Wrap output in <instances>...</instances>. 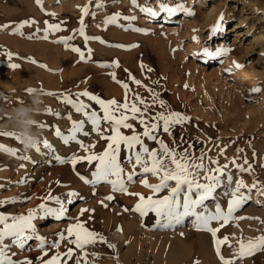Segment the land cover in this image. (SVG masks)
Listing matches in <instances>:
<instances>
[{"label": "rangeland", "instance_id": "rangeland-1", "mask_svg": "<svg viewBox=\"0 0 264 264\" xmlns=\"http://www.w3.org/2000/svg\"><path fill=\"white\" fill-rule=\"evenodd\" d=\"M179 1L135 0L133 6L132 0H41L40 6H37L35 0H0V133L13 134V136L0 135V145L7 149L0 150V202H4L0 204V215L9 217L6 223L11 224L13 222L11 217H27L31 212L33 218L30 223L34 229V233L25 232V235H32L33 238L29 239L22 249L12 245L11 237L5 238V244L8 246L6 251L13 261L30 260L32 264H41V260H47L57 252L63 254L68 248H73L70 259L61 256V264L65 259L67 264H76L77 260L80 264H200L202 260L203 264H221L211 234L205 232L207 236L202 238L196 234L198 230L192 226L188 227L189 220L193 217H186L182 224L175 227L161 228L157 226L158 217L154 212H149L142 218L139 213L131 211L141 195L153 196V199H157L168 194V190L165 189L153 195L147 187H144L139 181L142 178L139 166L135 169L134 182L126 184L129 194L113 193L111 186L106 182L92 186L80 179V176L89 180L92 178L91 173L95 170L96 161L92 164L86 160L81 161L74 169L71 163H60L56 159L59 157L60 160L67 161L74 155H86L77 143L65 144L56 136L59 144L55 148L51 146L49 150L42 144L43 140L48 141L46 131L55 133V130L59 129L62 134L67 135L73 122L84 119L81 113H76L71 106L60 102V94H71L69 96L71 99H75V95L83 91L92 94L90 89L85 88L90 81L89 74L101 71L100 79L103 78V74L115 73L118 67L110 65L116 62L121 71H124V75L123 79L113 80L112 83L117 81L126 83L127 80L129 101L136 95L143 98L150 105L147 116L158 112L165 114L178 112L187 117L185 123L172 126L171 135L164 133L162 128L158 129L156 133L158 139L177 152L186 150L192 158L203 155L206 168L227 164L226 175L230 174L233 182L246 180L245 182L264 183V167H262L264 165V54H258L259 48L264 46V16L257 19L256 14L241 10V3L236 4L238 9H233V0L226 2L206 0L205 6L202 7L205 10V7L210 8L214 5L219 11L225 10L228 13L225 26L227 31L223 37L226 47L237 51L238 64L245 68L263 71V81L258 83L259 91H253V88L245 90L237 82L235 89L242 97L234 102L230 96H227V92L218 86L221 85L218 80L231 83L230 69L220 68L221 74L211 75L218 68L216 60L221 58V54L216 51L220 34H215L209 39L208 28L201 27L200 23L196 24L191 16L183 11L177 10L172 23L163 27H158L161 22L148 21L150 15L141 11V8L147 6L152 11H159L160 14L163 12L160 8L161 4L176 7L179 6ZM262 1L256 2L264 4ZM98 4L103 7H97ZM85 5L89 7L90 14L83 18L84 33L88 37L97 38L90 39L87 47L83 37L77 33L81 26L80 9ZM196 7L193 6L194 9ZM261 7L263 10L264 6ZM116 14H119V18L115 24H104L105 19ZM125 17L135 19L126 20ZM25 21H34V23L25 24L17 32V25ZM239 21H244L253 29L251 28L248 35H239L233 39V33L228 31L233 28V23ZM53 23H61V31L46 33V24ZM149 23L152 26H149ZM153 28L161 29L153 31ZM45 35L47 39H44ZM68 36L74 37L69 41L71 46L78 47L85 53L87 49H91L90 60L81 61L76 53L58 42ZM43 44L58 48L57 59L52 57L53 59L49 60L50 56L47 52L38 48ZM205 46H208L211 52L215 51L217 55L212 61L202 63L198 48ZM8 53H11V59ZM70 56L73 57L72 60ZM12 64L17 67L12 68L10 66ZM86 68L89 71L84 70ZM75 71H80L81 74H73ZM129 76L139 81L140 86L133 83ZM83 81L86 85L81 88ZM65 83L67 86L64 85ZM111 86L112 84L105 81H100L98 84V87ZM114 87H118L119 91H115L111 98L123 102L124 89L120 83ZM220 88L222 91L219 90ZM29 89L32 91L29 92ZM150 92H155L158 96L155 104ZM80 99L90 107V101L86 97ZM160 101H163V108L160 106ZM49 109L52 114L48 113ZM90 109L93 110L92 107ZM57 113L59 116L55 115ZM23 114L28 115L23 116ZM12 122L20 125L15 126ZM128 123L133 125L137 133L143 131L136 121L129 120ZM102 128L105 132L110 130L107 125H102ZM85 131L90 132V135L85 137L77 133V139L85 145L95 144V148L89 149V154L103 152L106 141L99 135L91 133V125L88 123L85 124ZM26 132L40 137L39 151L36 149L27 151L22 147L21 137ZM123 134L132 135V130L125 129ZM143 139L145 141L147 138ZM149 145L150 150L159 149V145L154 140H149ZM45 149L50 153L48 157H53V162L49 164L48 169L39 174L35 170L40 164V159H32L31 155L35 151L45 152ZM135 150L139 151L138 145ZM221 150H223L222 155ZM129 155V150L124 149L122 145L118 159L124 169L125 179L127 174L133 172L132 164L128 163ZM245 159L251 165V173L241 172L231 163L235 160L236 165L247 168L248 164H244ZM212 160L217 161V164H211ZM143 176L149 184L159 183L151 174H143ZM220 180L221 185L217 189L219 191L229 185L224 176H221ZM169 183L175 186L174 182ZM43 184L45 185L42 186ZM229 186L234 188L235 184ZM35 188L41 189L40 193L43 192L35 198L36 202L33 201ZM241 191L248 195L245 188ZM69 193L77 195L70 198ZM133 193L137 195H132ZM108 195L113 196L111 201L104 199ZM213 196L214 193L205 204L211 202ZM56 199H59L66 209L60 222L70 220L69 224H62L50 232L39 235L37 233L39 226H48L51 221L57 219L55 215L46 213L40 206L44 205V208L56 210L60 207L55 202ZM250 204L247 199L233 214L235 227L238 229L233 231V227L225 225L217 232V238L229 237L228 243L221 245L220 249L221 255L225 258H233V253L238 247L237 239L246 242L264 235V228L258 220L245 227L240 222L247 218L252 221L250 218H254L250 212L244 210ZM82 208L88 211L79 215ZM76 217L89 231L97 233L98 237H103V241L97 239L95 243L77 249L74 245L68 244L67 239L61 240L60 234L67 236L65 229L76 222L74 219ZM129 217L134 221L131 224L128 221L130 228L127 230L125 222ZM240 217L244 219H239ZM33 219L36 220L35 224ZM213 225L212 222L210 227H219L216 223ZM3 227L4 225L0 224V229ZM250 229L254 231L252 235L248 232ZM35 236L45 241L44 251L47 255L41 251ZM53 243H59V248L51 247ZM229 244L231 247L228 246ZM172 249H175V252L172 253ZM259 260L264 263V250H257L243 259H238L235 264H257Z\"/></svg>", "mask_w": 264, "mask_h": 264}, {"label": "snow or ice", "instance_id": "snow-or-ice-1", "mask_svg": "<svg viewBox=\"0 0 264 264\" xmlns=\"http://www.w3.org/2000/svg\"><path fill=\"white\" fill-rule=\"evenodd\" d=\"M37 6H40L41 0H35ZM133 6H135V0H132ZM97 7H103V5L98 4ZM160 8L162 11H167L169 14L177 11V8H168L166 5L161 4ZM141 11L147 13L150 16H155L156 13L152 11L151 8L147 6L141 8ZM80 28L77 33L83 37L85 47L90 39H97L95 37H88L84 33V16L90 14L89 7L85 5L80 9ZM191 14V13H188ZM119 18V14L111 16L105 19L104 24H115L116 20ZM124 19H135L134 17H125ZM27 23H34V21H25L20 25H17L16 31L18 32L21 27H24ZM139 31V29H136ZM61 31V23L46 24L45 32H58ZM47 39V35L44 36ZM74 39L73 36H68L62 38L60 43H63L66 48H69L72 52L76 53L81 61L91 59V49H87V53L81 51L78 47H73L69 44V41ZM104 43V41H100ZM135 47V45H133ZM11 59V53L7 54ZM32 63H35L32 61ZM12 68H16L17 65H10ZM111 67H119L118 63L113 62ZM41 67H44L41 65ZM240 67V65H236ZM112 79L115 81V73L111 74ZM133 83L140 86V82L129 76ZM120 86L124 89V101L117 102L115 99L107 100L92 95L87 91L79 92L75 95V99L69 98V95L60 94V102L71 106L76 113H81L84 116L83 120L78 122H73L71 128L67 135L61 133L59 129L55 130V136L59 137L65 144L69 142H75L79 147L86 153L84 156H73L67 161L60 160L59 157L56 159L60 163H71L75 169V165L81 161L86 160L89 164L96 161L95 170L91 173V179H86L80 176V179L85 184H91L95 186L101 182H106L111 186L113 193L120 192L123 194H129L127 191L126 184L134 182L133 177L136 175L135 169L139 166L142 174L140 183L147 187L153 195L167 189L168 194L162 198L153 199V196L144 197L139 196L138 202L135 204L131 211L139 213L143 218L149 212H154L157 219V226L161 228H172L176 225L182 224L186 217H194L193 225L197 230H202L209 232L213 238V245L217 257L220 259L221 264H235L238 259H243L247 255L253 254L257 250H264V235L255 237L248 241L242 239H237L236 243L238 245L237 250L233 253V258H225L221 255V245L227 244L229 237L217 238V232L220 231L221 227L227 225L233 218L234 212H236L244 202L249 199L241 189L247 188L250 193L252 188L257 187V182L253 181L250 186H246L242 180H236L233 182L232 176L230 174L226 175V170L228 165L217 166L215 168H206L204 166V156L201 155L198 158H192L191 154L186 150L184 152H177L174 148L166 145L162 140L157 138V130L162 128L164 133L171 135V128L177 124H183L187 121V117L181 115L178 112H158L155 115L147 116L150 105L139 95L132 97L129 101V89L128 85L124 82H120ZM29 92L32 90L29 89ZM253 91H259V89H254ZM46 95H52V93H45ZM153 100V104L158 100V96L155 92H150ZM86 97L89 101L94 102L99 106L101 114L97 111L91 110L88 104H85L80 98ZM143 107H140V106ZM160 106L163 108V101H160ZM49 114L51 110H47ZM59 116V114H55ZM147 116V118H145ZM71 119V117H68ZM129 120L136 121L142 128L143 131L137 133L136 129ZM151 121V122H149ZM91 125V133H95L100 136L101 139L106 141V147L104 151L96 154L90 153L89 149L95 148V144L85 145L82 141L77 139V133L82 134L87 137L90 132L85 131V124ZM103 125L110 127V133H107L102 128ZM44 127V125H40ZM121 129H131L132 135H124L120 131ZM0 135L13 136L11 133H0ZM154 140L158 145L159 149H149L145 143L144 139ZM43 146L46 149L51 150V145L47 140L42 141ZM126 150H129L130 155L128 156V163L132 164L133 172L127 174L126 179L124 178V169L121 167L119 162V155L121 152V146ZM137 145L139 146V151H136ZM191 147V145L189 146ZM0 150L4 149L3 145H0ZM39 151V147L36 148ZM221 155L223 150H221ZM147 157V159H145ZM211 164H217V161H210ZM231 163L236 166L239 171H248L251 173V165L248 164L247 159H245L244 164H248L247 168L243 165H236L235 160ZM264 167V165H262ZM215 173V175L213 174ZM143 174H151V176L158 179L159 183L149 184L147 179L144 178ZM224 176L228 181L229 185L235 184L227 195L231 198L227 202L226 210L222 209L219 204H216L215 211L210 212L204 206L205 201L210 199L215 192V190L220 187L221 180L220 177ZM201 180L203 182H201ZM174 182V187L169 182ZM258 191H264V189H258ZM69 197H74L76 193H69ZM137 195V194H132ZM105 200L111 201L113 199L112 195L104 197ZM60 207L56 210L50 208H44L41 205V209L48 214L55 215L57 219L61 218L66 211L64 205L59 199L55 201ZM71 202V201H69ZM4 202H0L2 204ZM199 209V211H198ZM88 209H81L79 215H83ZM127 211V209H126ZM33 218V213H29L27 217H11L12 223L8 224L6 221L9 217L0 215V224L4 227L0 229V264H32L30 260L24 261H13L6 251L7 245L5 244V238L11 237L12 245L18 248H23L25 243L32 239V235H25L26 231L34 233L32 225L30 223ZM75 223L71 224L65 232L67 236L63 233L60 234V239H67L68 244L74 245L77 249H83L85 245L90 243H95L97 239L103 241V237H98L97 233L89 231L84 227V224L79 221L76 217ZM239 219H244L240 217ZM215 221L219 227H210V224ZM119 231V229H117ZM74 237V238H73ZM39 241L41 251H44L45 241L39 237H34ZM59 243H53L51 247L59 248ZM231 247V245H228ZM110 247H112L110 245ZM47 255V252L44 251ZM73 254V248H68V250L61 254L57 252L55 255L47 260H41V264H61V256L63 255L67 259H70ZM67 259L63 261V264H67ZM76 264H80L77 260Z\"/></svg>", "mask_w": 264, "mask_h": 264}, {"label": "bare ground", "instance_id": "bare-ground-1", "mask_svg": "<svg viewBox=\"0 0 264 264\" xmlns=\"http://www.w3.org/2000/svg\"><path fill=\"white\" fill-rule=\"evenodd\" d=\"M184 1V2H183ZM205 1L206 0H180L179 1V6H176V7H171V5H166L168 8H177V10L179 11H183V13H191L189 14L191 16V18L193 19V21H195L196 24L200 23V26L203 27V28H208L209 32H208V38H212L215 34H220V37H219V43H218V48L216 49L217 52H219V54H221V58H218L217 63H218V70L215 69V73L214 71L211 73V75H219V73L221 72L220 71V68H226L228 67L230 69V75H229V79L231 80V83L229 82H225V81H219L220 84H218V86H220L225 92H227V96H230L231 99H233L232 101L234 100H238L239 98H241L242 96H240V94L236 91L235 87H237L236 85L238 84L237 82L240 83V85H242L241 87L243 89H257L258 88V83H260L261 81H263V71L262 70H257L256 68H245L243 67L242 65L238 64L236 62V56H237V51H235V49H232L230 47H226V41L223 40V37H225L226 35V31H227V28L225 27L226 26V23H227V17H228V13L223 10L222 12L219 11L216 6H211L210 8L208 7H205V10L202 9V7L205 6ZM226 1H231V0H225L224 2ZM234 3H233V9L237 8L238 9V5H236L237 3H241V10L243 9L245 12H248L249 14H256V17L257 19H259L261 16H264V9L262 10V6H264L263 3L261 2H249V0H233ZM241 1V2H240ZM264 2V0L262 1ZM261 3V4H260ZM196 5L197 7L194 9L193 6ZM240 10V11H241ZM207 11V12H205ZM156 13V15L153 17V16H150V21L151 23L153 22H161L158 27H163V25L165 24H169V23H172V18L174 17V15H176V11L174 13H171L169 14L167 11H163L162 13L158 14L159 11H153ZM244 12V13H245ZM180 13V12H179ZM159 17V18H158ZM161 17V18H160ZM160 19V20H154V19ZM142 19V18H141ZM149 23V26H152V24ZM157 25V24H156ZM148 26V27H149ZM233 28L232 29H229L228 32H232L233 33V36L235 39L236 36H239V35H244V34H249L251 32V28L252 26H249L247 25L244 21H239V22H235L233 23ZM157 27V26H156ZM168 27V26H167ZM159 30L161 28H153V31H156V30ZM164 29V28H163ZM253 29V28H252ZM152 30V29H151ZM245 30V31H244ZM150 31V30H149ZM148 32V31H147ZM146 33V32H144ZM150 33V32H149ZM224 33V35L222 36V34ZM153 34V33H152ZM146 35V34H145ZM149 36V35H148ZM146 36V38L149 39V37ZM142 37V36H141ZM151 38V37H150ZM153 39V38H152ZM41 47H38L39 49H41V51L43 52H47V54L50 56V59L49 60H52L53 58L54 59H57V49L53 48V46H48L47 44H43V45H40ZM28 47V46H27ZM33 46H31L32 48ZM30 48V49H31ZM34 48V47H33ZM37 48V47H35ZM59 51V50H58ZM198 51L200 52L201 54V62L202 63H207L209 61H212V59L215 58V56L217 55L216 52L214 51L211 52L208 48V46H205V47H200L198 48ZM61 53V52H60ZM59 53V54H60ZM258 54H264V46H261L259 48V51H258ZM48 56V58H49ZM76 56V55H75ZM53 57V58H52ZM66 57V56H65ZM71 57V56H70ZM223 57V58H222ZM52 58V59H51ZM73 57H71V60H72ZM78 60V59H77ZM214 61V60H213ZM50 62V61H49ZM50 63H53V61H51ZM71 63V62H70ZM55 64V63H53ZM236 65H240V67H236ZM80 66V64H79ZM85 68V67H84ZM79 69V68H78ZM80 70V69H79ZM83 70V69H81ZM84 70H87L84 69ZM92 70V69H91ZM116 72H115V77H116V80H121L123 79V75H124V71H121L122 69L120 67L116 68L115 69ZM89 71V70H87ZM86 72V71H85ZM98 73H94L92 72V74L90 73V77L88 76L89 78V83L87 84L88 86L85 87V88H88L90 89L93 93V95H96L102 99H104L105 101L107 100H111L112 98V95L115 91H119L118 87H114L116 84H118V82H114L112 83L113 79L111 77V74H103V78H100L101 77V71H97ZM203 72V70H202ZM83 73V71H82ZM87 73V72H86ZM89 73V72H88ZM73 74H76V75H79L81 74L80 71H75ZM85 74V73H84ZM221 74V73H220ZM71 75V74H70ZM74 76V75H73ZM85 77V76H83ZM83 77H80V78H83ZM87 77V76H86ZM218 77V76H217ZM219 78V77H218ZM217 78V79H218ZM225 78V77H224ZM228 78V77H227ZM220 79V78H219ZM75 80V79H74ZM73 80V82H74ZM84 80V78H83ZM87 80V79H86ZM100 81H105L107 83H110L112 84L111 87H98V84L100 83ZM256 81H257V84H256ZM86 82H81V85L80 86H83L81 88H84V86L86 85L85 84ZM130 83V82H129ZM229 83V84H228ZM126 84H128V81L126 80ZM65 86L66 83L64 84ZM56 86V85H55ZM216 86H217V83H216ZM57 88V87H56ZM221 88L219 90H221ZM222 91V90H221ZM223 91V92H224ZM240 91V90H239ZM115 94V93H114ZM224 94V93H223ZM226 94V93H225ZM242 100V99H240ZM235 102V101H234ZM241 102V101H240ZM237 103V101H236ZM90 107H92L93 110L97 111L98 114H101L100 113V110H99V106L96 105L94 102L90 101ZM60 111V110H59ZM28 114H23V116H27ZM61 115V114H60ZM63 118V117H62ZM64 119V118H63ZM62 119V120H63ZM65 120V119H64ZM13 125L15 126H19L20 124L16 123V122H12ZM56 123V122H55ZM103 125V124H102ZM12 126V125H11ZM26 128H28V126H26ZM52 128V127H51ZM65 129V128H64ZM110 129V127H109ZM53 130V129H52ZM125 130V129H124ZM123 129H121L120 131L124 132ZM49 131V130H48ZM47 132V137H48V142L49 144L52 146V147H56L58 144H59V140L58 138L54 135V132L50 131V132ZM111 129L110 130H106V134L107 133H110ZM39 133V132H38ZM53 133V134H52ZM145 145L149 146L148 148H150V145H149V140L145 139ZM61 144V143H60ZM59 147V146H58ZM53 148V149H54ZM54 152V151H53ZM31 155V154H30ZM50 155V153H48V150L45 149V152H37L35 151V153H32L31 157L32 159H40V164H38V166L36 167V172H38L40 174V172H44L45 169L49 166V164L51 162H53L52 158L51 157H48ZM53 155V154H52ZM31 162V160L29 161V163ZM27 163V164H29ZM48 169V168H47ZM48 171V170H47ZM49 172V171H48ZM35 173V172H33ZM37 173V175H39ZM36 174V173H35ZM45 174V173H44ZM46 175H47V172H46ZM45 175V176H46ZM48 176V175H47ZM251 178V177H250ZM141 179V178H140ZM253 179V178H252ZM138 180V179H137ZM136 180V181H137ZM256 180V179H255ZM140 181V180H139ZM246 180H244L245 182ZM248 181V180H247ZM257 182V181H256ZM46 183V181H45ZM247 183V184H246ZM253 183V181H248V182H245L246 186H250L251 184ZM264 183H259L257 182V187L256 188H252L251 192H247L248 193V196H249V201L251 202V204L249 206H247L244 210L245 212H250L251 215H253V219L250 218L252 221H249V219H245V220H242L240 221L243 226H249V224L251 225V223H253L255 220L257 221L258 220V223H261L262 224V228H264V191H258V189H264ZM41 185V184H40ZM45 184H43L42 186H44ZM48 185V184H46ZM221 185V184H220ZM38 186V185H37ZM36 186V187H37ZM224 186V185H223ZM106 187V186H105ZM109 187V186H108ZM232 187V186H231ZM229 185L227 186H224L222 188L221 191L215 190L214 192V196H213V199L211 202L209 203H206L205 204V207L208 209V211L210 212H214L215 211V206L216 204H219L221 206L222 209L226 210V206H227V201L230 199V196L227 195V193L232 189ZM40 188L42 189V187L40 186ZM44 188V187H43ZM107 188V187H106ZM105 188V189H106ZM40 189V190H41ZM40 190L38 188H35L33 191H34V199L33 201L36 202L35 198H37V196L39 194H42L40 193ZM246 191H248L247 188H245ZM146 192H147V188H146ZM38 202V200H37ZM42 211V210H41ZM73 211V210H72ZM39 215H41L39 213ZM38 215V216H39ZM234 216V215H233ZM34 219H37V218H34ZM33 219V221H34ZM62 218H59V219H56L54 221H51L49 223V225L47 226H39L37 228V233L39 235H42L44 232L46 233L47 231H51V230H54L58 227H60V225L62 224H69V221H65L63 223L60 222ZM129 220L126 219V222H125V228L127 230H129V226L131 224L132 221H134V219H130V217L128 218ZM32 220V219H31ZM193 220H194V217L191 218L189 220V223H188V227H194L193 225ZM234 218L227 224V226H231L233 227V231H235L236 229H238L237 227H235V223L234 222ZM130 221V224L129 222ZM263 221V222H262ZM36 220L34 221L33 224H35ZM214 225H215V221H213ZM217 224V223H216ZM211 225V224H210ZM213 225V226H214ZM218 225V224H217ZM233 225V226H232ZM226 226V227H227ZM212 227V226H211ZM235 227V228H234ZM222 228V227H221ZM194 229H196L194 227ZM193 229V230H194ZM260 229V228H259ZM179 230V229H178ZM187 230V229H186ZM197 230V229H196ZM261 230V229H260ZM191 231V230H190ZM200 232V233H198ZM198 232L196 233L197 235L201 236L202 238H205L207 235L205 234L206 231H202V230H198ZM249 234H253L254 231H251L248 230ZM207 233V232H206ZM167 243V242H165ZM175 248V247H174ZM171 252H175V249H172ZM214 253V252H213ZM215 254V253H214ZM212 255V254H211ZM256 255V254H255ZM258 255V254H257ZM256 258V257H255ZM254 258V259H255ZM257 260V259H256ZM255 260V261H256ZM238 263V262H237ZM134 264V263H133ZM200 264H203V260L200 262ZM257 264H264L263 262H261L260 260L257 261Z\"/></svg>", "mask_w": 264, "mask_h": 264}, {"label": "clouds", "instance_id": "clouds-1", "mask_svg": "<svg viewBox=\"0 0 264 264\" xmlns=\"http://www.w3.org/2000/svg\"><path fill=\"white\" fill-rule=\"evenodd\" d=\"M39 140L40 137L38 135L33 136L26 132L21 137V145L25 150L31 151L39 146Z\"/></svg>", "mask_w": 264, "mask_h": 264}]
</instances>
